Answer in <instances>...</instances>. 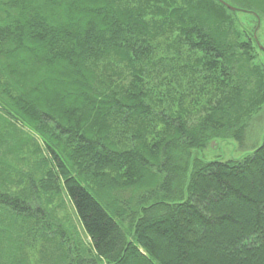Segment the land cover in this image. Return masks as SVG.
<instances>
[{"label":"trees","instance_id":"obj_1","mask_svg":"<svg viewBox=\"0 0 264 264\" xmlns=\"http://www.w3.org/2000/svg\"><path fill=\"white\" fill-rule=\"evenodd\" d=\"M261 31L264 0H0V264H264Z\"/></svg>","mask_w":264,"mask_h":264},{"label":"rangeland","instance_id":"obj_2","mask_svg":"<svg viewBox=\"0 0 264 264\" xmlns=\"http://www.w3.org/2000/svg\"><path fill=\"white\" fill-rule=\"evenodd\" d=\"M262 34L263 35L261 37V41L264 44V31L262 32ZM253 126H255V130H254V132L252 131L253 134L246 141L247 144L258 143L261 134H262V136L264 135V111L260 112L257 115ZM246 143H244V144L247 145ZM252 148L253 147H248V145L247 146H241L237 141H235L233 139H225V140H220V141L216 140L214 143H212L210 145V147L204 148L202 151V154L208 159L213 158V159L226 160V159L233 158V157L242 158L244 156V154L252 151L253 150ZM8 160L12 161L13 158L10 156V157H8ZM20 165H22V163ZM12 167H15V166L13 165ZM12 175L16 176V172L15 173L13 172ZM69 210H72L71 207H69ZM74 219H75V217H74ZM79 231H80V237H82L83 241L86 244L89 243L88 242L89 237H87L85 232L83 230H81V227H79ZM38 243H39L38 241H35V245H34V248L32 250L33 256L31 258L29 264H62V261L64 259V255H66L65 251H63V250H61L60 252L57 251L56 254L54 255V260H53V259H50V256H51L50 251L48 250L46 252L45 251L46 249L43 248V250H44V252H43V250L39 247ZM21 252H22V250H21ZM78 253H79V255L88 256V257L93 255L92 251L89 250V248H81ZM22 257H23V255L20 253V258H22ZM42 257L48 258V260L46 262H49V263H42V261H41Z\"/></svg>","mask_w":264,"mask_h":264},{"label":"water","instance_id":"obj_3","mask_svg":"<svg viewBox=\"0 0 264 264\" xmlns=\"http://www.w3.org/2000/svg\"><path fill=\"white\" fill-rule=\"evenodd\" d=\"M231 8H235L234 6L228 4ZM260 48L264 50V46L263 45H260Z\"/></svg>","mask_w":264,"mask_h":264},{"label":"bare ground","instance_id":"obj_4","mask_svg":"<svg viewBox=\"0 0 264 264\" xmlns=\"http://www.w3.org/2000/svg\"><path fill=\"white\" fill-rule=\"evenodd\" d=\"M251 152V151H250Z\"/></svg>","mask_w":264,"mask_h":264}]
</instances>
